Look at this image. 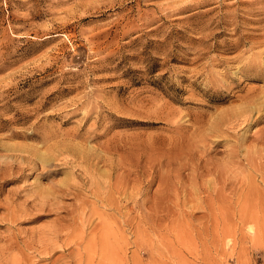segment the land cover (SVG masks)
Instances as JSON below:
<instances>
[{
  "label": "rangeland",
  "instance_id": "rangeland-1",
  "mask_svg": "<svg viewBox=\"0 0 264 264\" xmlns=\"http://www.w3.org/2000/svg\"><path fill=\"white\" fill-rule=\"evenodd\" d=\"M263 42L264 0H0V264H264Z\"/></svg>",
  "mask_w": 264,
  "mask_h": 264
},
{
  "label": "bare ground",
  "instance_id": "bare-ground-1",
  "mask_svg": "<svg viewBox=\"0 0 264 264\" xmlns=\"http://www.w3.org/2000/svg\"><path fill=\"white\" fill-rule=\"evenodd\" d=\"M257 21H258V20H257ZM257 21H256V22H257ZM250 35H252V34H250ZM259 35H260V34H259ZM254 36H255V35H254ZM250 37H251V36H250ZM252 37H253V36H252ZM257 37H258V35H257ZM259 37H261V36H259ZM262 37H263V35H262ZM261 39H262V38H261ZM258 42H259V41H258ZM263 43H264V42H263ZM263 43H262V44H263ZM254 45L256 46V44H254ZM259 45H260V44H259ZM257 46H258V45H257ZM257 46H256V49L258 48ZM260 46H261V45H260ZM261 47H262V46H261ZM259 48H260V47H259ZM261 49H262V48H261ZM263 50H264V48H263ZM259 52H260V51H259ZM263 53H264V52H261V53L259 54V56H257V58H258V59H259V58H260V59L263 58V57H261V55H262ZM254 57H255V56H254ZM253 60H254V59H253ZM252 62H253V61H252ZM254 62H256V61H254ZM248 63H249V62H248ZM262 63H263V61H262ZM251 64H253V63H251ZM249 65H250V64H249ZM254 65H256V66L258 67L257 69H260L259 71L262 72V70H264V69H262V66H261L260 63H256V64L254 63ZM254 65H252V66H254ZM252 66H251V67H252ZM249 69H250V68H249ZM255 70H256V69H255ZM256 71H257V70H256ZM262 73H263V72H262ZM260 74H261V73H260ZM261 76H262V75H261ZM258 78H259V77H258ZM245 100H250V97H246ZM246 102H247V101H246ZM260 102H261V101H260ZM258 105H259V104H258ZM251 106H252V105H251ZM254 107H255V106H254ZM262 107H263V106H262ZM259 108H260V106H259ZM245 110H246V109H245ZM245 110H244V111H245ZM249 110H250V109H249ZM253 110H254V109H253ZM255 110H256V107H255ZM242 111H243V110H242ZM242 111H241V112H242ZM244 111H243V112H244ZM251 111H252V110H251ZM241 112H239V113L241 114ZM245 113H246V111H245ZM250 113H251V112H250ZM258 113H261L260 109H259ZM243 115H246V114H243ZM261 115H262V114H261ZM237 116H238V118H239V115H237ZM237 116H236V118H237ZM240 116H242V114H241ZM249 116H250V115H249ZM258 116H260V115H258ZM243 117H244V116H243ZM247 117H248V116H247ZM250 117H251V116H250ZM234 118H235V116H234ZM244 118H246V117H244ZM263 118H264V116H260V117H258V118L256 119L255 122H259V121H261V119H263ZM248 119H249V118H248ZM245 120H246V119H244L243 121H245ZM250 120H251V119H250ZM240 121H242V120H240ZM245 122H248V123H249V121H247V120H246ZM248 123H247V124H248ZM241 124H243V123H241ZM247 126H249V125H247ZM244 128H245V127H244ZM233 161H234V160H233ZM234 164H235V162H234ZM232 165H233V164H232Z\"/></svg>",
  "mask_w": 264,
  "mask_h": 264
}]
</instances>
